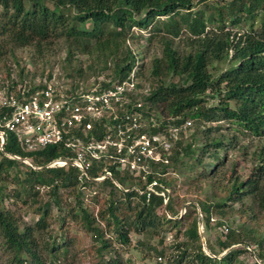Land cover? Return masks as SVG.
Returning <instances> with one entry per match:
<instances>
[{"label": "trees", "instance_id": "obj_1", "mask_svg": "<svg viewBox=\"0 0 264 264\" xmlns=\"http://www.w3.org/2000/svg\"><path fill=\"white\" fill-rule=\"evenodd\" d=\"M207 1L0 0V49L10 46L19 62L13 48L31 47L34 56H43L55 43L63 40L68 46V60L83 54L96 55L104 62L97 71L93 63L88 64L89 74L84 66H78L69 73L71 79L99 76L110 70V61L113 70L108 76L124 79L140 65L128 42L136 38L133 28L148 31L149 41L159 38L164 48L162 56H155L151 62L150 74L154 80L142 111L148 116L161 115L164 118L162 127L179 125L187 120L195 125L194 140L186 145L178 140L173 156L165 155L164 159L178 161L184 156L188 157L186 163L191 168L204 169L201 174L193 175L191 181L207 179L210 182L212 191L205 200H198V205L205 230L211 228L214 214L219 215L217 225L220 229L228 227L224 239L218 240L222 251L237 244H256L261 249L258 257L264 260V232L257 233L255 229L256 213L264 212V19L259 29L251 27L240 35L225 29L230 19L232 23L243 20L242 14L255 19L256 11L264 12V0H229L216 6ZM203 2L207 3L205 7L210 12L207 14L206 9L193 12L196 3ZM184 27L188 35L182 45L176 43V39L181 38ZM219 64H226V67L217 72ZM24 72V68L20 69L22 84L26 79ZM8 76L12 79L8 85L10 92L18 81L11 73ZM173 77L179 80L167 82V78ZM28 85L32 90L36 86ZM215 98L219 101L210 104L209 99ZM222 122L236 125L231 126L232 129L262 140L253 153V171L245 179L233 177V171L226 181L215 177L227 157L221 155V149L232 144L229 138L227 140L228 134L223 132ZM0 132H5L6 137L3 149L0 147V236L10 254L8 264H61V255L67 256L72 245L74 234L67 228L72 223L92 234L99 254L96 264H125L120 252L112 255L114 243L130 247L132 233L152 238L176 226L182 227L184 220L192 213H198L197 206L192 203L190 212L177 217L175 197L171 194L175 181L168 176L164 160L152 162L146 178L148 183L157 184L153 190H147L142 178L137 181L128 172L122 173L113 167H110L113 178L102 181L93 180L100 176L102 167L89 171L93 179L81 178V171L74 166L47 167L65 151H60L57 146L26 151L12 132L2 128ZM157 132L159 128L152 129V133ZM200 135L203 141L198 144ZM17 157L29 158L34 165ZM208 157H212L214 163L206 161ZM21 166L24 170H20ZM9 180L18 185L16 192L8 191ZM37 188L48 190L51 199L39 202L37 221L23 226L15 210L5 205L6 199L11 198L14 205H19L20 201L27 204L26 197ZM62 188H71V193L79 192L77 207L68 203L66 212L63 211ZM83 189L96 191L93 197L99 205L98 211H89ZM247 200L251 203L246 204ZM53 204L64 212L59 217L63 229L59 237L49 229ZM230 210L238 211L245 219L236 228L222 219V215H227ZM168 224L171 226L167 227ZM108 231L115 236H109ZM186 234L190 242L164 247L160 251L155 246L151 249L163 256L174 247L181 249L179 254L168 257L170 264H243L241 256L251 253L246 246H235L221 258L208 255L203 250L196 220L186 229ZM255 264L261 263L256 261Z\"/></svg>", "mask_w": 264, "mask_h": 264}, {"label": "rangeland", "instance_id": "obj_2", "mask_svg": "<svg viewBox=\"0 0 264 264\" xmlns=\"http://www.w3.org/2000/svg\"><path fill=\"white\" fill-rule=\"evenodd\" d=\"M207 2H213V4L216 6L224 5L225 3L229 2V0H208ZM206 4L207 3L205 2L196 3L194 8L192 9L193 12H197L201 9H206ZM206 12L208 14L210 10L206 9ZM256 12L258 14L256 13L255 19L251 16L247 17L246 14H242V16H244V19H241V21L238 23H232L230 19L226 22L225 29L230 30L233 35H240L242 33H245L247 32V30H250L251 27H253V29L255 30L259 29V26L264 19V12L261 9ZM211 25L213 26V24ZM212 26L209 27L211 28ZM133 32L135 33L136 38L130 39L128 42L129 44H131L133 50L135 51V54L138 58V63L140 64L138 65L139 67L136 68L139 74L138 78L140 82L151 86L152 80H154L152 79L150 74L151 62L155 56H162L164 46L159 38H155L149 41L147 39V36L149 35L148 31H142L139 28L134 27ZM187 35L188 31H186L184 27L182 36L181 38L176 39V43L182 44ZM1 42L2 41L0 38V44ZM12 50L15 51L19 62L15 59L13 53H11L10 46H5L0 49V102L3 99V92L5 91L3 87L11 84L12 82L11 77L8 76L9 73H11V76L18 81V84H22L21 76L19 74L20 69L22 68L25 69V83L28 84H40V82L44 78H48L49 74L52 73V78H54L55 80H58L65 84L84 86L86 83H90L96 77H98V74L93 75L89 79H80L78 76H75V80H73L70 78L69 73H72V70L77 69V67L81 65L84 66L85 72L89 74L91 73V70L87 67L88 64L93 63L94 69L96 71L100 70L104 65V62L98 60L96 58V55L88 56L79 54L75 56L73 60H68V46L63 42V40H59L57 43H55L54 46L49 51L45 52L43 56H34V50L31 47L20 49L13 48ZM108 60L110 61V58ZM108 65L110 67V70L100 74L99 76L102 77L105 74L106 76H108V74L112 73V62L110 61ZM218 66L219 67L217 68V72H219L221 68L224 69L226 67V64H219ZM166 80L167 82H169L170 80L178 81L179 78L173 77L171 79L167 78ZM218 101V98L209 99L210 104L217 103ZM213 124L214 126L216 125V123ZM221 124L223 125V132L228 134L227 140L230 139L232 141V144L221 149V155H227V157L225 158L224 165L220 166L218 172L215 173V177L226 181V178H228L233 171V177L240 176L242 179H245L253 171V153L257 151V149L261 146L262 140L258 137L232 129L231 126H233L234 128V126L236 125H230L227 122H222ZM194 132L195 125L192 124V126L186 131L181 132V135L179 136V141H181L185 145L192 142L194 140ZM198 138H200L201 140L197 141L199 144L203 141V138L201 135L200 137L198 136ZM176 149L177 142L173 146L172 150L170 152H167V154L165 155L169 157L173 156V153ZM187 161L188 157L184 156L181 160L178 161H171L170 159H168V161L164 160L163 166L167 167L168 176L175 181L172 188V193L171 190H169V193H171L173 197H175L174 207L178 211L177 217L181 218L182 215H184L187 211L190 212L192 210V203L197 206L198 213L196 215L192 213V216L190 218H187L183 221L184 225L182 227L176 226L166 233L162 232L160 235H153L152 238H150L146 234L132 233V245L130 247L124 248L121 247L119 243H114L112 255H114V253L116 252H120L125 264H157L156 257L160 254L158 253V251L151 249V246H155V248L160 251L164 247L170 248L172 245L175 246L176 244L189 241V236L186 234V229L192 226L195 220L198 223L202 245L203 239H205L206 241L207 248H205L203 245V250L206 253L208 252L214 254L213 251L221 253L219 255L215 254L216 256L224 254L225 251H222V248L218 243V240L224 239L225 237L222 230L217 225L219 215H213L214 218L210 223L211 228L208 230H205L203 222H201V208L198 205V200H205L206 195L208 196V194L212 191V189L209 187L210 182L207 179L201 181H191L193 175L196 176L198 174H201L204 169L191 168L189 164L186 163ZM206 161L214 163V159L212 157H208ZM20 170H24L23 166L20 167ZM17 189L18 185L15 184L13 180H9L8 191L11 192L12 190H15L16 192ZM71 191V188H62L60 192L63 199L62 202L65 205V208L63 210L65 212L68 210V203H71V207H74L77 204V195L79 192L74 191L73 193H71ZM83 193L84 198L86 200L85 203L89 204V211H98L99 205L93 197V195L96 194V191L83 189ZM33 196H35V200L33 199ZM48 199H51L50 192L44 188H37L32 192V194L26 197L27 204L23 201H20L19 205H14V201H12L11 198H8L6 199L5 205L7 206V208L15 210L19 218L22 220L21 224L23 226H26L32 225L34 222L37 221L39 217L37 212L40 205L39 202H45ZM250 203L251 201H246V204ZM238 206L239 205H237L236 208H239ZM161 212L162 209L160 210V213ZM63 213L64 212L61 211L59 206L53 204L50 210V216L48 221L50 225L49 229L55 237H59L62 235L63 229L61 227L59 217ZM247 214L249 215V213ZM256 214V232H264V212H257ZM169 217H171V215ZM222 219L234 228H236L239 224H242L245 220L241 218V215L238 213V211L232 210H230L227 215H222ZM170 226L171 224L167 225V227ZM67 228H70L74 236L71 238L72 245L69 249L68 255L65 256V254L61 253V264H96L99 260V254L97 252V245L92 239V234L86 232L85 229L75 223H72V225H68ZM108 235L115 236L109 231ZM162 240L163 243H161ZM140 242H143L146 245H142ZM235 246L244 247L246 245L237 244ZM181 247L183 248V245H181ZM246 247H248L251 253H245L243 254V256H241V261L243 262V264H255L256 261L260 262L261 264H264V260L258 257L259 250L261 249L256 244ZM175 249L176 248L174 247L168 251V253L165 255L166 259H168V257L172 254L176 255L180 253L181 249ZM9 256L10 254L5 249L3 245V239L0 236V264H8ZM184 264L187 263L185 262Z\"/></svg>", "mask_w": 264, "mask_h": 264}, {"label": "built area", "instance_id": "obj_3", "mask_svg": "<svg viewBox=\"0 0 264 264\" xmlns=\"http://www.w3.org/2000/svg\"><path fill=\"white\" fill-rule=\"evenodd\" d=\"M138 75L136 69L124 79L103 75L78 87L53 76L36 83L34 90L28 83L18 84L10 92L4 86L0 128L12 132L26 151L47 146L65 151L47 167L74 166L83 179H93L89 171L102 167L100 176L93 179L96 181L113 178V167L137 181L142 178L147 190H153L157 182L148 183L146 178L152 162L165 160L164 155L192 121L162 127L161 115L144 114L151 86L140 82ZM153 128L159 132L152 133ZM0 139L3 149L5 132H0ZM221 230L224 234L228 227ZM156 263L170 264L163 255L156 257Z\"/></svg>", "mask_w": 264, "mask_h": 264}, {"label": "water", "instance_id": "obj_4", "mask_svg": "<svg viewBox=\"0 0 264 264\" xmlns=\"http://www.w3.org/2000/svg\"><path fill=\"white\" fill-rule=\"evenodd\" d=\"M19 159H22L23 161H25V162H27V163H29V164H31V165H34L33 164V162L29 159V158H19ZM42 168V167H41ZM121 188H123V187H121ZM166 205H167V201H166ZM200 212H201V209H200ZM201 215V214H200ZM202 233V232H201ZM203 245H204V247L205 248H207L206 247V241H205V239H203ZM233 247H235V246H232L231 248H233ZM231 248H229L228 250H226L225 252H224V254H222V255H220V256H218L219 258H221V257H223L229 250H231ZM208 253V252H207ZM208 255H210V256H212V257H217L215 254H212V253H208Z\"/></svg>", "mask_w": 264, "mask_h": 264}]
</instances>
